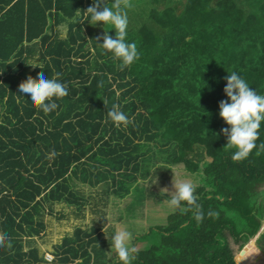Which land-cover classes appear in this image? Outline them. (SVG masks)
Instances as JSON below:
<instances>
[{
	"label": "trees",
	"instance_id": "16d2710c",
	"mask_svg": "<svg viewBox=\"0 0 264 264\" xmlns=\"http://www.w3.org/2000/svg\"><path fill=\"white\" fill-rule=\"evenodd\" d=\"M92 3L0 0V232L13 245L0 248V264H108L98 226L76 228L51 262L35 236L56 203L81 204L77 180L100 186L107 206L117 179L149 176L155 142H171L160 160L194 177L203 220L194 211L171 212L168 223L143 234L132 264H238L229 237L251 239L239 260L264 264L252 240L264 219V122L257 147L234 162L219 116L224 77L233 71L264 95V0H149L146 20L128 23L126 41L136 43L140 58L123 71L97 45L105 29L87 23ZM60 25L68 27L65 37ZM108 34L115 38V30ZM41 71L46 78L61 73L68 88L48 115L30 96L17 102L19 84ZM114 104L129 118L126 126L108 120ZM154 192L159 204L169 199Z\"/></svg>",
	"mask_w": 264,
	"mask_h": 264
},
{
	"label": "clouds",
	"instance_id": "9594fccd",
	"mask_svg": "<svg viewBox=\"0 0 264 264\" xmlns=\"http://www.w3.org/2000/svg\"><path fill=\"white\" fill-rule=\"evenodd\" d=\"M132 7V0H114L110 6L105 3V0H93L92 5L84 11L88 17L87 23L93 27L99 26L98 22H102L105 31L102 36L96 37V41L102 40L103 42L97 45L102 50V54L110 53L113 61L119 62L117 67L120 71L129 68L140 58L136 43L126 41L129 23L127 10ZM77 16H79V11H77ZM110 29L115 30V38L108 34ZM27 65L41 69L35 61H29ZM61 75L56 72L51 78H46L44 72L41 71L38 78L28 76L18 86L17 102H21V99L27 95L31 97L32 107L42 111L45 115L52 113L59 107L56 101L68 95L67 85L60 81ZM224 79L226 86L223 91L227 99L219 101V116L228 126L221 129L227 141L224 149L234 150L231 159L234 162H241L247 159L257 147L259 129L261 123L264 122V95L258 94L244 78L234 71ZM103 103L106 107V102L103 101ZM107 118L116 127L126 126L130 122L116 104L107 111ZM260 147L264 149V144ZM52 155H58V153L53 150ZM161 168L170 169V166L158 162L150 171L156 172ZM142 183H147V180H137L132 186L133 191L137 185ZM173 188L174 191L171 192L168 188L161 189V192L169 197L165 201L168 209L172 213L194 211L196 221L202 222V208L196 203L197 185L188 180L173 178ZM106 219L109 225H112V218L109 216ZM113 227L114 231L106 235L109 238L108 253L112 257V264H132L137 249L130 246L131 233L121 227L115 225ZM12 247L11 237L7 233L0 232V248L11 250Z\"/></svg>",
	"mask_w": 264,
	"mask_h": 264
},
{
	"label": "crops",
	"instance_id": "0c3cea01",
	"mask_svg": "<svg viewBox=\"0 0 264 264\" xmlns=\"http://www.w3.org/2000/svg\"><path fill=\"white\" fill-rule=\"evenodd\" d=\"M179 166H182V164ZM183 169L186 171L185 175H187V177L190 176L191 182L194 183V177L189 171L185 169L184 165ZM180 170L181 168L177 167L176 173L178 175L176 179L182 175ZM151 175V173L146 177L138 175L136 181H134V183H136L137 180H147V183H142L144 188L141 191H133L131 186L129 191L120 188L119 193H117V190L114 189L118 188L120 185L113 187L109 193L110 201H108L107 206H103L101 203V197L103 196L106 198V192H104L100 186H91L79 181V185L84 192V198L82 199L81 204H68L66 202H62L64 204L63 209L71 208L69 212L61 211L62 207H60L57 209L55 208L52 215H47L48 225L46 230L42 235L35 236L40 248V252L45 254V258L48 262H51L55 259L57 260V251L60 250L58 247L61 245L65 237L74 235L75 230L78 227H81L82 229H92V227L94 228L95 226H98L102 233V240L105 239L108 241L104 243V249L108 254V264H112V257H110L108 253L110 250L109 238L106 235H110L114 231L113 225L125 229L132 235L136 229H133L129 226V219H133L135 221L134 223L143 227L141 228L143 233H149L151 227H155L158 224L164 225L169 221V215L171 211L165 204L167 199L164 198L163 202L160 203L159 206H154V202L151 197V191L153 190L152 188L156 185V183L152 181ZM171 180H173V177L167 181ZM150 186L152 188H150ZM163 186V188H166L165 184ZM168 189L174 191L173 182L170 183ZM155 190L158 191L159 188H155ZM128 204H130V208L129 213L126 214L125 208L128 206ZM117 206L124 207L122 212L117 209ZM157 212H161V215H157ZM57 213L59 214V217H55ZM69 215H71V224L68 225L67 223H69V221L67 222L65 220ZM109 216L112 218V225H109V221L106 219V217ZM50 217L53 218L51 219ZM53 224L57 225L55 227L57 232L55 237L51 231ZM47 254L51 256L50 259L46 257ZM79 261L80 259H77L74 263ZM70 264H73V262Z\"/></svg>",
	"mask_w": 264,
	"mask_h": 264
},
{
	"label": "rangeland",
	"instance_id": "374dc122",
	"mask_svg": "<svg viewBox=\"0 0 264 264\" xmlns=\"http://www.w3.org/2000/svg\"><path fill=\"white\" fill-rule=\"evenodd\" d=\"M132 4L133 8H130L127 10V15H128V22H129V25L131 26H135L136 24H140L141 22H143L144 20H146L147 16V12L149 11V0H132ZM136 8V9H135ZM99 23V22H98ZM86 26V25H85ZM59 32L63 35V37H65L67 35V28L63 25H60L57 27ZM88 37H90L88 35ZM162 142V141H161ZM171 142L167 143L166 145H162V143L160 142H155L153 143V151H150L151 154H153L155 156V159L151 158V163H150V167H149V173H151L154 177H155V181H156V185L152 188L150 186V188H152V194H154V190L155 188H159L158 191H161V189H163V185L165 184V187L166 188H169V185L171 182H173V180L171 181H167L168 178L170 176H172V174H175L176 173V169L174 168L173 165L170 166V169H164V168H161V169H157L156 172H152L150 171V169L152 168L153 165H155L156 163L158 162H162L160 160V157L159 155H169V148H171ZM172 150V149H171ZM170 150V151H171ZM156 152V153H155ZM171 154V153H170ZM175 157V156H174ZM164 164V163H163ZM181 168L180 170V173L182 174L181 176H179V178L176 179V174H175V180H188V181H191V177L187 175H185V170L183 169V165L182 166H179ZM178 171V170H177ZM129 172H131L129 170ZM79 181L80 180H77V183L79 185ZM135 179H132V177H126V180L124 182H121L120 179H117V183L120 185V187L122 189H125L126 191L130 189L131 186H133ZM144 188V186L142 184H139L135 187V191H141L142 189ZM171 192V190H170ZM153 200H155V205H158L159 206V202L156 198V196H154L152 198ZM63 206L64 204L63 203H56L55 204V208H60L62 207L61 211H65V212H69L71 210V208L69 209H63ZM129 208H130V204H128V206H126L125 210H126V214L129 213ZM117 209L122 212V210L124 209L123 206H117ZM57 212V210H56ZM161 212H157L156 214L157 215H161L160 214ZM55 217H59V214L57 213L55 215ZM51 219L53 217H50ZM70 219H71V215H69L65 221H69V223H67L68 225L71 224L70 222ZM135 221L133 219H129L128 221V224L131 228L133 229H136L134 230V232L132 233V239L130 240V246H133V247H137L138 244H141L143 241V237L145 233L142 232L141 227L140 225H137L136 223H134ZM57 225L56 224H53L52 225V234L53 236L55 237L57 232L55 230V227ZM251 240V239H250ZM249 240V241H250ZM252 240L255 241V244L263 251L264 253V219L262 221V226L260 228V230L257 232V234L252 238ZM229 241L231 242V244H234L235 243V246H233V249L234 250V253H235V257H236V260L238 262L239 260V253L246 247V245H249V241H245L243 239H241L239 242H235L233 237H229ZM243 264H249V263H243ZM261 264V263H259Z\"/></svg>",
	"mask_w": 264,
	"mask_h": 264
},
{
	"label": "water",
	"instance_id": "95a60500",
	"mask_svg": "<svg viewBox=\"0 0 264 264\" xmlns=\"http://www.w3.org/2000/svg\"><path fill=\"white\" fill-rule=\"evenodd\" d=\"M210 159H212V158H210ZM243 263H245L243 259L238 260V264H243Z\"/></svg>",
	"mask_w": 264,
	"mask_h": 264
},
{
	"label": "built area",
	"instance_id": "2783aa9c",
	"mask_svg": "<svg viewBox=\"0 0 264 264\" xmlns=\"http://www.w3.org/2000/svg\"><path fill=\"white\" fill-rule=\"evenodd\" d=\"M46 257H47L48 259H50V258H51V256H50L49 254H47V255H46Z\"/></svg>",
	"mask_w": 264,
	"mask_h": 264
}]
</instances>
